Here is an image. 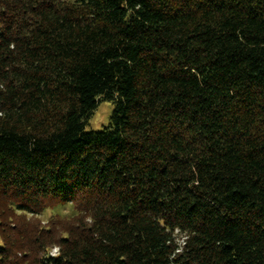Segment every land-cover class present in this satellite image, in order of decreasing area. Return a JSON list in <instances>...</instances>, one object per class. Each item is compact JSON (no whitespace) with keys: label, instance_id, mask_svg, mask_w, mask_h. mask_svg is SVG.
Returning a JSON list of instances; mask_svg holds the SVG:
<instances>
[{"label":"trees","instance_id":"obj_1","mask_svg":"<svg viewBox=\"0 0 264 264\" xmlns=\"http://www.w3.org/2000/svg\"><path fill=\"white\" fill-rule=\"evenodd\" d=\"M0 264H264V0H0Z\"/></svg>","mask_w":264,"mask_h":264},{"label":"rangeland","instance_id":"obj_2","mask_svg":"<svg viewBox=\"0 0 264 264\" xmlns=\"http://www.w3.org/2000/svg\"><path fill=\"white\" fill-rule=\"evenodd\" d=\"M67 2H73L74 0H64ZM113 112V105L108 101L100 102L96 109L93 111L91 117L89 118L85 131L87 132H98L102 130L103 127L107 126L110 121V117ZM75 215V210L71 204H59L52 209H48L39 216L42 223H47L52 219H69ZM57 250L52 249L49 251L50 256L56 255Z\"/></svg>","mask_w":264,"mask_h":264}]
</instances>
